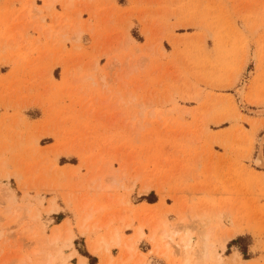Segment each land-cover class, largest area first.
<instances>
[{"label": "rangeland", "instance_id": "374dc122", "mask_svg": "<svg viewBox=\"0 0 264 264\" xmlns=\"http://www.w3.org/2000/svg\"><path fill=\"white\" fill-rule=\"evenodd\" d=\"M47 2L0 0V264H93L113 229L132 262L152 226L168 264L187 232L192 264H264V0Z\"/></svg>", "mask_w": 264, "mask_h": 264}, {"label": "bare ground", "instance_id": "6f19581e", "mask_svg": "<svg viewBox=\"0 0 264 264\" xmlns=\"http://www.w3.org/2000/svg\"><path fill=\"white\" fill-rule=\"evenodd\" d=\"M55 1H57V0H48V2H47V5H46V8L47 9H49V8H51V6H52V4L55 2ZM67 8H70V4H68L67 6H66ZM78 34V33H77ZM79 37H78V35L76 36V39H78ZM239 95V104H241V106H243L244 107V104H245V101H244V89L243 88H241L240 89V91H239V93H238ZM259 111V113H261V114H264V109H258ZM263 143H264V137L262 138V140H261V144H260V147H259V150H258V152H257V154H256V157H255V165L257 166V167H259V168H261V169H264V150H263ZM3 169V167H1V170ZM113 172V171H112ZM103 174V173H102ZM102 174L100 173V174H98V175H96V176H94L93 178H92V180H91V183H94V182H96V180H98V179H101V177H102ZM4 177H6V176H4ZM99 181V180H98ZM114 181V178H111V181H110V183L108 184V186L106 187L107 189H110L111 188V186H112V184L114 183L113 182ZM104 188V187H103ZM100 189V188H99ZM148 190V189H147ZM6 197V196H5ZM3 199H4V197H2ZM5 202H6V210H5V212L3 211L1 214H2V216H4V217H6V216H8V215H13L14 213L12 212L13 210L11 209L12 208V206H13V204L15 203V199L13 198V197H11V196H7L6 198H5ZM19 209H20V207H19ZM18 209V210H19ZM23 209V208H22ZM10 210H12V211H10ZM30 212V211H29ZM18 213V212H17ZM34 214H36V212L34 213ZM28 215V217H29V214H27ZM37 215V214H36ZM17 216H18V214H17ZM33 218H36V216H34L33 215V217H32V219ZM20 219H23V217L22 218H20ZM34 220V219H33ZM14 223H19V218H16L14 221H13ZM183 223V222H182ZM1 226V225H0ZM27 226V225H26ZM31 226V225H30ZM204 226V225H203ZM96 227V226H95ZM154 226H152V230H151V236H150V238H149V240H150V242H151V244H152V246L153 247H155L157 250H159V254H161V256H163L164 258H166V259H168V260H170L169 259V248H170V244L173 242V236L174 235H176V234H178V230H176V229H174V228H172V229H170V231L168 232H165V231H163V232H157V228H156V226L153 228ZM3 229H2V232H1V230H0V237L1 236H4V235H2V233L4 232V230L7 232L8 231V229L11 231V229L10 228H4V227H2ZM100 228V227H99ZM106 228V227H105ZM186 228V227H185ZM1 229V228H0ZM30 229H31V227H27V228H25V229H23L22 230V232H23V234L24 233H28V232H30ZM143 227H139V228H137V230H135V238L137 239H135L136 240V243H137V241L141 238V237H143L144 236V232H143ZM9 231V232H10ZM67 231V230H66ZM212 231H213V229H212ZM6 232H4L3 234H5ZM9 232H7V233H9ZM210 232L211 231H207V232H203V234H201L202 236V239H203V241H207L208 239H209V236H211L210 235ZM6 233V234H7ZM5 234V235H6ZM109 237V239H107L106 241L105 240H103L102 241V243L100 244V243H95V242H93V241H89V243H88V245H89V247H90V249H91V251L94 253V254H98V255H100L101 256V258H102V264H116L115 263V260L113 259V257H111V255H110V248H112V247H116V248H119V249H123V248H126V252L127 253H125V255L126 254H131V252H133V251H135V248H134V242L132 243V242H129V243H126V242H124V238H123V236L122 235H120L119 234V232H115L114 231V229H113V233L111 234V235H109L108 236ZM59 239V236H58V233L57 232H54V233H52V236H51V238H50V240H49V243L48 244H50V245H52V244H54L57 240ZM66 239V237L64 238V241H65V244H64V246H65V248H70L71 246H72V244H71V239L69 238V237H67V239ZM134 240V241H135ZM45 241V240H44ZM43 241V242H44ZM162 244H163V247H162ZM179 247H181V249H183V252H184V261L182 262V264H192V249H191V239H190V234L187 232V233H185L184 234V236L181 238V240L179 241ZM39 247H41V245L39 246ZM38 247V248H39ZM47 247V246H46ZM42 248V247H41ZM50 248V247H49ZM161 248H163V249H161ZM47 249V248H46ZM40 251H38V252H41V249H39ZM160 250H161V253H160ZM43 251H45V249L43 250ZM42 251V252H43ZM156 251V250H155ZM38 252H36V253H38ZM121 252H122V250H121ZM35 253V252H34ZM36 255V254H35ZM122 255H123V253H122ZM209 251H208V249H207V247H205V249L203 250V252H202V254H201V257L205 260V259H207L208 257H209ZM49 256V255H48ZM22 257L23 256H20V258L18 259L19 261H21L22 260ZM130 258V256H127V258ZM25 258V257H24ZM48 258V257H47ZM100 258V259H101ZM120 258V257H119ZM125 258V257H124ZM126 259V258H125ZM124 259V261H126ZM197 259V258H196ZM195 259V260H196ZM195 260H193V264H203V263H200V260H197V261H195ZM202 260V259H201ZM19 261H17V262H19ZM47 261H48V259H47ZM46 261V264L47 263H49V264H54V262H55V258L53 257V258H50L49 259V261L47 262ZM124 261H123V256H122V258L119 260V261H116L117 263L118 262H120V264H124ZM195 261V262H194ZM22 263H23V260L21 261ZM21 262H19V264H21ZM173 262V261H172ZM171 262V263H172ZM202 262V261H201ZM82 263V262H81ZM138 263V262H137ZM137 263H135V264H137ZM119 264V263H118ZM139 264V263H138ZM170 264V263H169Z\"/></svg>", "mask_w": 264, "mask_h": 264}, {"label": "crops", "instance_id": "0c3cea01", "mask_svg": "<svg viewBox=\"0 0 264 264\" xmlns=\"http://www.w3.org/2000/svg\"><path fill=\"white\" fill-rule=\"evenodd\" d=\"M13 70V69H12ZM150 205H153V204H150ZM55 214V213H54ZM51 216V215H50ZM119 232V231H118ZM143 232H144V236L146 235V236H148V234L143 230ZM58 233V232H57ZM119 234H120V232H119ZM120 235H122V234H120ZM59 236V235H58ZM123 236V235H122ZM151 236V235H150ZM124 238V237H123ZM109 239V238H108ZM125 242V241H124ZM130 242H132V241H130ZM144 241L143 240H141V242L139 243V245L137 246L138 247V252H139V254H141V256H144V258H145V262L144 263H142L141 262V260H142V257L140 256V255H138V253L137 254H135L134 256H133V258H132V262H129L130 261V259H131V254L129 255H127V256H130V258L128 257H123V261H124V259L126 260V261H124V264H135V263H139V264H168V262L164 259V257L163 256H161V254H159V250L158 251H154L153 250V247L151 246V243L149 244V246H146V245H144L146 248H145V250H140V244L141 243H143ZM147 242V241H146ZM89 243V242H88ZM126 243H129V242H126ZM89 246V245H88ZM114 248H116V247H114ZM134 248H135V251H136V246H134ZM89 249H90V247H89ZM118 249V248H117ZM161 249H163V248H161ZM91 250V249H90ZM110 251H112V250H110ZM70 252V251H69ZM134 252V251H133ZM132 253V252H131ZM160 253H161V250H160ZM150 255H152V256H150ZM92 256V255H91ZM160 256V257H159ZM82 257H84V258H79L80 259V263L82 262V263H84V264H89V261L90 260H92V258H88V257H85V256H82ZM94 257V256H93ZM113 257V256H112ZM163 257V258H162ZM95 258V257H94ZM96 259V258H95ZM114 259V258H113ZM115 260V259H114ZM72 262V261H71ZM73 264H78V259L77 258H75L74 260H73V262H72ZM81 263V264H82ZM119 264H120V262H118ZM118 263H116V264H118ZM137 263V264H138ZM93 264H102V261L99 259V262H98V260L96 259V261H94L93 262Z\"/></svg>", "mask_w": 264, "mask_h": 264}]
</instances>
